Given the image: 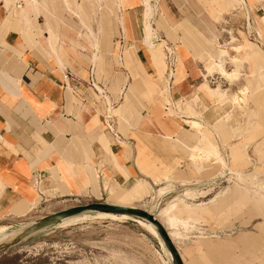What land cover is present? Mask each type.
<instances>
[{"label": "crops", "instance_id": "crops-1", "mask_svg": "<svg viewBox=\"0 0 264 264\" xmlns=\"http://www.w3.org/2000/svg\"><path fill=\"white\" fill-rule=\"evenodd\" d=\"M20 1L27 9L23 14L15 10L13 1L8 4L0 0V222L26 218L43 201L70 197H91L96 202L137 207L155 215L156 210L149 211L147 200L164 176L160 165L175 164L173 158L164 161L160 150L171 146L163 144L172 141L174 148L176 144L190 147L188 140L194 141L196 136L193 122L205 124L203 116L212 119V112L218 113L219 119L228 114L221 110L228 96H218L215 91L220 88L229 95L234 93L238 101L245 99L241 96L250 88L249 78L264 71V49L250 39L236 44L230 30L223 31L231 35V41L219 44L215 53L199 55L204 69L185 48L180 51L181 48L169 47L173 44L169 39L173 27L163 19L178 18L177 0H151L150 21L157 38L153 39L154 48L146 42L143 31L144 0H102L98 13L96 0H70L73 6L80 5L77 15L66 11L63 0H48L46 9L54 16L50 24L41 13L42 0ZM204 1L212 6L215 19L228 14L237 17L245 11L249 30L264 39V26L262 31L256 28L254 18V11L262 13V0ZM190 15L187 20L191 21L194 16ZM52 28L55 33L50 31ZM89 29L99 35L97 46L88 39ZM219 33L211 30L205 42L217 43ZM132 44L136 47L128 48ZM160 46L168 65L165 72L158 52ZM140 51L148 54L151 72L166 86L160 87L141 66ZM235 58L243 61L241 73L246 64L250 65L251 76L245 74V81L244 75L233 83L217 71L208 75L206 69L214 62L224 64L232 72ZM129 62L135 64L130 68L136 69L132 74L126 66ZM227 64H231V70ZM201 73L205 74V81L200 79ZM217 75L231 87L223 88L220 81L213 83ZM247 80L246 89L236 93L232 90L234 85L245 86ZM204 83L207 91L201 86ZM148 104H152V110L145 114ZM168 107H173L192 129L169 115ZM129 109L137 115L138 123L120 132L113 120L116 116L125 119ZM119 110L123 111L122 117ZM144 119H149L155 128L141 126ZM143 130L165 140L152 141V149L157 150L155 156L144 154L143 143L137 140L143 138ZM173 177L177 191L187 187L184 181L197 185V175L186 169ZM100 183L101 197L88 194V189L94 190L95 184ZM111 193L132 194L135 198L122 203L111 199ZM105 197L112 201H104Z\"/></svg>", "mask_w": 264, "mask_h": 264}, {"label": "rangeland", "instance_id": "rangeland-1", "mask_svg": "<svg viewBox=\"0 0 264 264\" xmlns=\"http://www.w3.org/2000/svg\"><path fill=\"white\" fill-rule=\"evenodd\" d=\"M177 1L179 3L175 10L179 14L178 18L172 16L168 20L163 19L165 24L169 23L173 27L170 29L169 38L173 44L168 46L181 48L180 51L185 48L201 69H204V62L199 55L215 53L219 44L224 45L231 41V35L223 30L233 32L237 39L236 44L250 39L264 49V39H260L255 30H249V21L244 13L237 17L228 14L215 19L212 6L204 0ZM262 8L264 5L260 7V15L264 13ZM190 13L194 16L191 21L187 20ZM250 22L253 24L251 14ZM211 30L221 31L217 43L205 42ZM183 31L186 43L183 41ZM135 47L132 44L128 48ZM158 48L164 71L168 65L162 47ZM140 52L141 66L160 87H164L165 83L149 68L148 54ZM231 53L235 55V51L232 50ZM152 56L155 61V54ZM126 66L131 74L136 70L130 69L135 66L134 63L129 62ZM227 69H232L231 64H227ZM243 72L241 75H244L245 81V74L251 76L250 65L246 64ZM214 78L216 80H212L213 83L220 81L223 88L231 87L220 76ZM249 80L250 88L248 91L244 90L247 93L245 96H241L247 100L243 110L229 111L220 118L225 119L224 122L220 119L215 122L203 116L205 124L199 123L194 127L196 136L194 141L188 140L190 147L175 143L174 148L172 141H168L163 146L171 147L160 150L164 161L173 158L175 164L160 165L165 177L160 178L161 184L158 183V189H154V193L147 200L150 204L149 211L156 210V218L172 233L173 241L186 264H264V71L251 76ZM249 80L240 88L238 85L232 86V90L236 93L246 89ZM151 105L148 104L145 114L151 112ZM117 112L122 117L123 111ZM166 112L173 114L181 125L192 129L185 120L178 117L173 107H168ZM113 121L115 127L124 132V129L128 130L138 123V117L129 109L125 113V119L116 116ZM148 125L155 128L149 119H144L141 126ZM143 134V138H134L143 143L144 154L155 156L157 150L152 149V141H165L163 136L160 133L163 139L154 138L155 134L146 130H143ZM183 162L188 163L183 165ZM184 169L197 175V185L194 187L191 181H184L183 185L187 187L177 191L173 175ZM96 189L101 194V183ZM105 190L108 191L109 187L106 186ZM88 191H91L88 192L91 195L93 189ZM161 192L166 194L162 196ZM173 193L175 194L165 204L159 206L162 200ZM126 195L111 193L110 198L116 200ZM93 197L99 198L101 195ZM104 201L112 200L105 197ZM117 201L128 203L131 200ZM95 202L91 197L43 201L37 209L33 207L34 211L26 218H7L0 225H9L10 231H13L56 212ZM172 203H177V208H181L176 213V220L183 221L186 225L168 224L161 218L162 212ZM81 223L69 228L57 224L58 226H52L29 237L19 246L1 255L0 264H172L159 241L134 219L116 222L90 218Z\"/></svg>", "mask_w": 264, "mask_h": 264}, {"label": "bare ground", "instance_id": "bare-ground-1", "mask_svg": "<svg viewBox=\"0 0 264 264\" xmlns=\"http://www.w3.org/2000/svg\"><path fill=\"white\" fill-rule=\"evenodd\" d=\"M13 1L14 4H15V10H19L20 13H25L27 11L25 5L23 3H21L20 0H6V2L8 4H11L10 2ZM32 2H39V0H29ZM41 1V0H40ZM48 0H42V2L44 3V6H42V12H44V15H46V18L48 20V23H52V19L51 17H54L53 14L50 13L49 10H47L46 8L48 3H47ZM99 4L95 7L97 9V13L100 11V3L102 0H96ZM64 2V6L66 8V11H68L69 13H74V14H78V12L80 13V5L76 4L75 6H73L71 3H70V0H63ZM96 2V3H97ZM115 2V1H114ZM144 4H145V9H144V15L146 16V21L145 23L143 24L144 25V30L145 31V38H146V42L148 43L149 46H153L154 48V42H153V39H157L156 38V35H155V31L153 30L152 28V25H151V21H150V16L153 14V6H152V2L151 0H144ZM34 5V4H33ZM114 5V3H113ZM156 5V4H155ZM32 6V5H31ZM247 7V6H246ZM29 9V8H28ZM120 9V8H119ZM16 12V11H15ZM116 12V11H115ZM53 13V12H52ZM245 13V11H244ZM248 13V12H247ZM55 14V13H54ZM80 17V16H79ZM144 17V16H143ZM145 18V17H144ZM254 18H255V26L256 28H258L260 31H262V28L264 26V13L262 15L258 14L256 11H254ZM145 20V19H144ZM143 20V22H144ZM82 21V20H81ZM119 22V21H118ZM142 22V23H143ZM55 23H56V27L58 26V22L55 20ZM86 28H88L87 24L85 22H81ZM52 25V24H51ZM255 28V27H254ZM51 32L55 33V31H53V28L50 29ZM89 33H90V36H88V39L90 41H94L95 42V46L98 45V40H99V35L89 29ZM99 33V32H98ZM54 37H55V34H54ZM56 38V37H55ZM221 50V49H220ZM223 50V49H222ZM221 54H224L223 52H220ZM168 62H169V67L172 68L173 67V62L172 60L170 59V56L168 57ZM233 64H234V70L229 73L227 72L226 68H225V65L224 64H216L215 62L209 66L207 68V73L208 75H213L214 72H219L224 78H226L227 80H229L231 83L237 81L240 79V76H241V70H242V65H243V61L242 60H239V59H233ZM170 77V76H169ZM200 79L205 81L206 80V76L205 74L201 73L200 74ZM202 88L204 90L207 91V85L202 84L201 85ZM218 96H228V101L226 102L225 106L223 108H221V110H223L224 112H229V111H237V110H243L244 107L247 105V100L246 99H241L240 101H238L236 99V96L234 95V93L232 94H228V93H224L220 90V88H218L216 91ZM201 119V118H200ZM212 119H214L216 122L219 120L218 118V113L216 112H212ZM204 121V120H203ZM221 122H224L225 119H220ZM219 121V122H220ZM196 126L199 125V123L195 124ZM97 185L95 184V187H94V190L92 192V196H100V192L99 190L96 189ZM166 193L165 192H161L160 195H165ZM156 197V196H155ZM135 197L134 195L132 194H127L126 196H122L120 198H117L116 200H133ZM112 205V204H111ZM118 206V205H116ZM122 206V205H121ZM177 203H172L170 204L167 209H165L162 214H161V218L168 224H175L177 226V224H179V226H184L186 225L185 222L183 221H180L178 222L176 220V213L178 212L179 208H177ZM127 207V206H125ZM132 208V207H131ZM155 216V215H154ZM156 217V216H155ZM98 219V220H112V221H116V222H124L126 220H129V219H134L136 220L137 222H139L147 232H149L151 235H153L160 243L164 253L169 257V259L171 260L172 262V257H171V254L169 252V250L167 249L166 247V244L165 242L163 241V239L161 238L159 232L157 231V228L150 222L146 221L145 219L143 218H139V217H134V216H130V215H118V214H109V213H98V212H95L93 213L92 215V212H89V213H84V214H81V215H77V216H74L72 218H68L66 220H63L62 222L59 223V226L61 227H70V226H73V225H76L77 223H81V222H84L85 220H88V219ZM179 220V219H178ZM34 224L33 223H30V224H27V225H23L22 227H20L19 229H16V230H13V231H10L11 228L9 226H6V225H1L0 226V247H2L4 244L14 240L17 236H19L22 232H24L25 230H27L29 227H31L32 225ZM82 224V223H81ZM78 225V224H77ZM167 225V224H166ZM175 225H171V226H175ZM58 226V225H57ZM188 226V225H187ZM57 229V228H56ZM59 229V228H58ZM62 229V228H61ZM41 232V231H40ZM48 232V231H47ZM176 233V232H175ZM172 240H173V236H172V233H169ZM178 234V233H177ZM173 264V262H172Z\"/></svg>", "mask_w": 264, "mask_h": 264}, {"label": "water", "instance_id": "water-1", "mask_svg": "<svg viewBox=\"0 0 264 264\" xmlns=\"http://www.w3.org/2000/svg\"><path fill=\"white\" fill-rule=\"evenodd\" d=\"M89 212L109 213V214H118V215L125 214V215H130L145 219L146 221L152 223L157 228V231L159 232L161 238L165 242L166 247L171 254L173 264H184L179 249L172 240L167 228L154 216V214H151L148 211L137 207L131 208L125 206H116L101 202H95L83 206L72 207L67 210L56 212L54 214H51L49 216H46L44 218L35 221L31 227H29L27 230L22 232L14 240L0 247V256L8 253L11 249L19 246L26 239L39 233L40 231L55 226L68 218H72L74 216Z\"/></svg>", "mask_w": 264, "mask_h": 264}]
</instances>
